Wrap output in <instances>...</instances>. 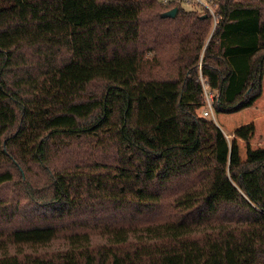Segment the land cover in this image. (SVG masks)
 I'll return each mask as SVG.
<instances>
[{"label":"trees","instance_id":"trees-1","mask_svg":"<svg viewBox=\"0 0 264 264\" xmlns=\"http://www.w3.org/2000/svg\"><path fill=\"white\" fill-rule=\"evenodd\" d=\"M213 9L0 0V264H264L255 125L198 113L260 97L264 0Z\"/></svg>","mask_w":264,"mask_h":264},{"label":"rangeland","instance_id":"rangeland-1","mask_svg":"<svg viewBox=\"0 0 264 264\" xmlns=\"http://www.w3.org/2000/svg\"><path fill=\"white\" fill-rule=\"evenodd\" d=\"M211 5L216 0H204ZM187 7V6H186ZM255 103V104H254ZM251 106L242 108L235 112H219L213 110L211 118L223 131L225 139L228 141L233 137V130L236 126L253 121L255 130L249 139V143L253 148L264 147V138L260 134L264 133V74L262 78V93ZM254 105V106H253ZM198 113L202 114V107L198 109ZM239 145L240 158L245 157V141L239 137L236 138Z\"/></svg>","mask_w":264,"mask_h":264},{"label":"built area","instance_id":"built-area-1","mask_svg":"<svg viewBox=\"0 0 264 264\" xmlns=\"http://www.w3.org/2000/svg\"><path fill=\"white\" fill-rule=\"evenodd\" d=\"M162 3H176L186 5L191 8H195L200 11H209L212 16H214V9L211 3L204 0H161ZM214 4V2H213ZM203 106H202V115L211 117L213 116V102H214V93L207 88L203 83Z\"/></svg>","mask_w":264,"mask_h":264},{"label":"water","instance_id":"water-1","mask_svg":"<svg viewBox=\"0 0 264 264\" xmlns=\"http://www.w3.org/2000/svg\"><path fill=\"white\" fill-rule=\"evenodd\" d=\"M176 11H177V7L174 6V7H172L171 9H168V10L164 11V12L162 13V16H164V17H173V16H175ZM205 15H206V14H204V16H205Z\"/></svg>","mask_w":264,"mask_h":264},{"label":"crops","instance_id":"crops-1","mask_svg":"<svg viewBox=\"0 0 264 264\" xmlns=\"http://www.w3.org/2000/svg\"><path fill=\"white\" fill-rule=\"evenodd\" d=\"M258 99H259V98H258ZM256 101H257V100H256ZM256 101H255V102H256ZM254 104H255V103H254ZM253 106H254V105H253ZM260 136H261V138H264V133H261Z\"/></svg>","mask_w":264,"mask_h":264}]
</instances>
